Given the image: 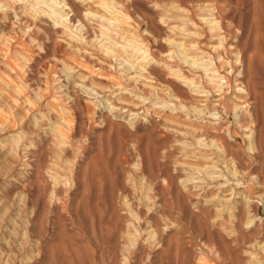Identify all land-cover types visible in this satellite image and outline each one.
Here are the masks:
<instances>
[{"label": "rangeland", "instance_id": "374dc122", "mask_svg": "<svg viewBox=\"0 0 264 264\" xmlns=\"http://www.w3.org/2000/svg\"><path fill=\"white\" fill-rule=\"evenodd\" d=\"M55 1L0 0V264H264V0Z\"/></svg>", "mask_w": 264, "mask_h": 264}, {"label": "bare ground", "instance_id": "6f19581e", "mask_svg": "<svg viewBox=\"0 0 264 264\" xmlns=\"http://www.w3.org/2000/svg\"><path fill=\"white\" fill-rule=\"evenodd\" d=\"M19 1V0H18ZM41 1V0H40ZM54 2H56L55 0H53ZM64 1V4L65 5H67L68 4V2L66 1V0H63ZM44 2V1H43ZM106 2V1H105ZM100 3L103 5V6H105V7H107L108 5L106 4V3H104V2H102V1H100ZM111 3H113V2H111ZM44 4H45V2H44ZM108 4H110V3H108ZM116 4V3H115ZM46 5V4H45ZM64 5V6H65ZM113 5H114V3H113ZM54 6V5H53ZM101 6V5H100ZM110 6V5H109ZM55 7V6H54ZM65 7H67V6H65ZM115 7V6H114ZM4 8V7H3ZM51 8H52V11L54 12L55 11V9H53V7L51 6ZM56 8V7H55ZM61 8V7H60ZM112 8V7H111ZM70 9V8H69ZM68 9V10H69ZM103 9H104V7H103ZM57 10V9H56ZM44 11V10H43ZM51 11V12H52ZM60 11V10H59ZM106 11H107V9H106ZM109 11H111V10H109ZM112 11H114V10H112ZM116 12H117V10H116ZM60 13V12H59ZM63 13V12H62ZM120 14H122V13H120ZM61 15V14H60ZM113 16V15H112ZM86 17V16H85ZM87 18V17H86ZM111 18V17H110ZM116 18V17H115ZM112 19V18H111ZM78 20V19H77ZM88 20V19H87ZM86 20V21H87ZM119 20V19H118ZM80 21V20H79ZM121 21V20H120ZM210 21V20H209ZM213 24H214V22H213ZM216 24V23H215ZM81 25H83V24H81ZM214 26V25H213ZM214 29V28H213ZM220 89H223L222 87L220 88ZM243 89V88H242ZM241 97H243V95H239V97L238 98H241ZM233 107L234 108H238V103H233ZM223 108H224V110H225V113L227 114L228 113V111H227V107H226V105L223 103ZM237 116L239 117V115L237 114ZM238 122H240V118L238 119ZM221 125H222V121H217V122H215V124H214V126H213V128H214V132L212 133V134H214V136L216 135L217 137L218 136H220V134H221V132L222 131H220V128H221ZM225 130H227L228 132H231L229 129H228V127L226 128V129H224L223 130V135L225 134V136H226V132H225ZM228 134V133H227ZM231 135L233 136V134L231 133ZM248 137V141H249V148L250 149H252V148H258L257 147V140H256V135L255 134H253V131L252 132H250L249 133V135L247 136ZM213 143V142H212ZM210 146V145H209ZM215 146V145H214ZM215 148H217V149H219V150H222L224 153L226 152V150H225V148H221L220 146H217V147H215ZM212 149H214V148H212ZM255 183V182H254ZM259 183V182H258ZM249 198V197H248ZM250 199V198H249ZM246 200V199H245ZM243 201L242 202V209H245L246 208V204L248 203V201L246 202V201ZM230 206V205H229ZM244 212V211H243ZM232 214H233V212H232ZM228 215V214H227ZM231 215V214H230ZM234 215V214H233ZM235 217H237V214H235L234 215ZM238 225V224H237ZM262 250H263V253H264V247H262L261 248ZM262 253V252H261Z\"/></svg>", "mask_w": 264, "mask_h": 264}]
</instances>
